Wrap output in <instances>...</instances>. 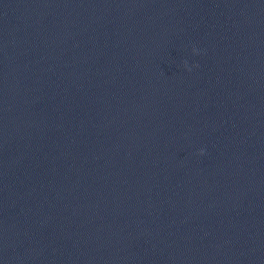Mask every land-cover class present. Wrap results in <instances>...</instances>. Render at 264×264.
<instances>
[{
  "label": "clouds",
  "instance_id": "1",
  "mask_svg": "<svg viewBox=\"0 0 264 264\" xmlns=\"http://www.w3.org/2000/svg\"><path fill=\"white\" fill-rule=\"evenodd\" d=\"M193 52L196 53V49H193ZM184 66H185V68H186L188 71H191V68L188 67L187 61L184 62ZM197 66H198V65H197ZM199 154H200V155H203V154H204V150L201 149Z\"/></svg>",
  "mask_w": 264,
  "mask_h": 264
}]
</instances>
